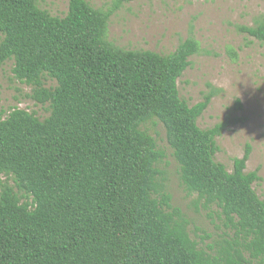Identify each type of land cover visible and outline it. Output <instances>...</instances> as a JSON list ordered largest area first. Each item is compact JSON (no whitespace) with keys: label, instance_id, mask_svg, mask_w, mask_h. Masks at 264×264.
<instances>
[{"label":"trees","instance_id":"1","mask_svg":"<svg viewBox=\"0 0 264 264\" xmlns=\"http://www.w3.org/2000/svg\"><path fill=\"white\" fill-rule=\"evenodd\" d=\"M130 1L101 9L68 0L60 17L37 0H0V68L13 61L14 77L49 107L42 119L0 111V264H264L259 169L245 171L250 145L231 171L214 159L216 137L247 120L235 114L240 99L199 127L220 90L189 105L177 87L199 42L189 36L166 54L113 44L109 18ZM238 30L264 43L263 16ZM153 119L185 192L222 223L211 243L192 237L170 203L158 167L165 153L145 127Z\"/></svg>","mask_w":264,"mask_h":264},{"label":"rangeland","instance_id":"2","mask_svg":"<svg viewBox=\"0 0 264 264\" xmlns=\"http://www.w3.org/2000/svg\"><path fill=\"white\" fill-rule=\"evenodd\" d=\"M95 8L105 9L112 0H87ZM51 15L63 16L68 0H37ZM264 17V0H132L109 18L106 37L125 49H143L169 53L187 37H194L200 51L189 57L190 64L177 80L179 95L193 105L211 89H219L198 117L197 124L207 128L223 119L236 98L243 108L235 112L246 116L243 124L233 125L216 137L214 159L232 170L233 158L241 157L246 144L250 154L245 171L259 169L260 180L253 188L264 199V43L242 33L238 26H251ZM236 55L233 56L232 52ZM13 61L0 68V111L7 114L19 107L34 112L40 119L49 114L48 104L30 97L32 86L16 79ZM44 80L46 87L55 86ZM145 124L165 153L158 167L171 205L179 208L189 221L191 236L211 243L222 232L215 209L194 205L196 195H187L179 180L178 165L166 141L165 129L156 119Z\"/></svg>","mask_w":264,"mask_h":264}]
</instances>
